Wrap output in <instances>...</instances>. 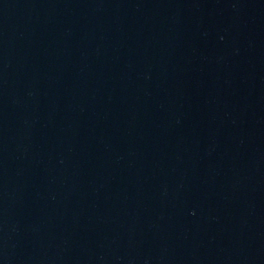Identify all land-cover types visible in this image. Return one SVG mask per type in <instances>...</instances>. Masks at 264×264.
<instances>
[{"label":"water","instance_id":"95a60500","mask_svg":"<svg viewBox=\"0 0 264 264\" xmlns=\"http://www.w3.org/2000/svg\"><path fill=\"white\" fill-rule=\"evenodd\" d=\"M0 264H264V0H0Z\"/></svg>","mask_w":264,"mask_h":264}]
</instances>
